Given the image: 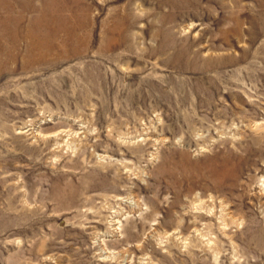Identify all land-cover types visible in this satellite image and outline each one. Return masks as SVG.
<instances>
[{"label":"rangeland","instance_id":"374dc122","mask_svg":"<svg viewBox=\"0 0 264 264\" xmlns=\"http://www.w3.org/2000/svg\"><path fill=\"white\" fill-rule=\"evenodd\" d=\"M0 264H264V0H0Z\"/></svg>","mask_w":264,"mask_h":264},{"label":"bare ground","instance_id":"6f19581e","mask_svg":"<svg viewBox=\"0 0 264 264\" xmlns=\"http://www.w3.org/2000/svg\"><path fill=\"white\" fill-rule=\"evenodd\" d=\"M37 42V41H36ZM33 46V45H32Z\"/></svg>","mask_w":264,"mask_h":264}]
</instances>
